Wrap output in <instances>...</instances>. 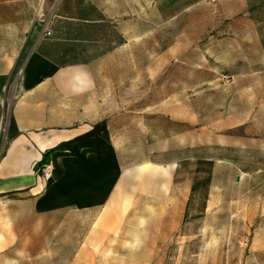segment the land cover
Instances as JSON below:
<instances>
[{
  "label": "rangeland",
  "instance_id": "374dc122",
  "mask_svg": "<svg viewBox=\"0 0 264 264\" xmlns=\"http://www.w3.org/2000/svg\"><path fill=\"white\" fill-rule=\"evenodd\" d=\"M37 48L86 103L28 165L0 111V264H264V0H0L2 109Z\"/></svg>",
  "mask_w": 264,
  "mask_h": 264
},
{
  "label": "crops",
  "instance_id": "0c3cea01",
  "mask_svg": "<svg viewBox=\"0 0 264 264\" xmlns=\"http://www.w3.org/2000/svg\"><path fill=\"white\" fill-rule=\"evenodd\" d=\"M36 51L28 67L24 68L22 81L18 85L15 84L14 89L21 87L22 93L15 97L16 90H13L9 93L10 97H3V105H6L7 109H2L0 101L1 113L7 111L8 123L4 136L14 139L8 150L9 157L4 161L5 165H13L20 155V163L24 165L40 159L41 152L63 141V138H66L64 136L70 133L68 122L80 119L79 115H71L70 97H74L76 104L86 103V70L75 64L61 67L63 64L60 65L57 61V54L50 56L39 48ZM13 70L14 68H0V92L2 86L7 85L5 95L8 94L9 77ZM51 72L54 81L43 79ZM3 79L5 80L2 81ZM59 136L62 138L59 139ZM26 187L27 184L16 182L8 188L6 181L0 177V193L8 189L21 190ZM39 189L41 185L36 190Z\"/></svg>",
  "mask_w": 264,
  "mask_h": 264
},
{
  "label": "bare ground",
  "instance_id": "6f19581e",
  "mask_svg": "<svg viewBox=\"0 0 264 264\" xmlns=\"http://www.w3.org/2000/svg\"><path fill=\"white\" fill-rule=\"evenodd\" d=\"M162 167L160 165H153L151 170L152 171H156V170H160Z\"/></svg>",
  "mask_w": 264,
  "mask_h": 264
},
{
  "label": "built area",
  "instance_id": "2783aa9c",
  "mask_svg": "<svg viewBox=\"0 0 264 264\" xmlns=\"http://www.w3.org/2000/svg\"><path fill=\"white\" fill-rule=\"evenodd\" d=\"M51 34V30L49 28L44 30V35H50Z\"/></svg>",
  "mask_w": 264,
  "mask_h": 264
},
{
  "label": "trees",
  "instance_id": "16d2710c",
  "mask_svg": "<svg viewBox=\"0 0 264 264\" xmlns=\"http://www.w3.org/2000/svg\"><path fill=\"white\" fill-rule=\"evenodd\" d=\"M45 157V154L42 156V159Z\"/></svg>",
  "mask_w": 264,
  "mask_h": 264
}]
</instances>
